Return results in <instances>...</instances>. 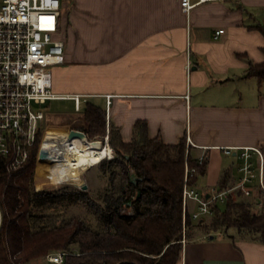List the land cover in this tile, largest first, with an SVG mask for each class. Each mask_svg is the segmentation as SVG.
I'll use <instances>...</instances> for the list:
<instances>
[{
  "label": "crops",
  "instance_id": "obj_1",
  "mask_svg": "<svg viewBox=\"0 0 264 264\" xmlns=\"http://www.w3.org/2000/svg\"><path fill=\"white\" fill-rule=\"evenodd\" d=\"M61 2L66 63L53 69L54 92L82 96L77 113L104 110L107 134L116 128L125 143L138 122L147 123L150 139L167 145L189 135L191 153L209 158L200 191L218 188L224 174L237 184L240 152L224 150L264 147V84L247 77L251 63H264V34L257 29L264 26V0L206 3L189 16L181 0ZM219 30L225 33L214 40ZM84 116L52 121L45 130L60 142L82 131ZM259 177L257 168L255 188ZM179 264H264V238L200 235L183 241Z\"/></svg>",
  "mask_w": 264,
  "mask_h": 264
},
{
  "label": "trees",
  "instance_id": "obj_2",
  "mask_svg": "<svg viewBox=\"0 0 264 264\" xmlns=\"http://www.w3.org/2000/svg\"><path fill=\"white\" fill-rule=\"evenodd\" d=\"M257 29L264 34V26ZM247 77L263 85L264 63H251ZM84 114L85 124L80 129L89 139L107 136L104 110L89 106ZM109 138L116 158L100 165L107 164L111 182L121 178L123 187L113 185L108 189L103 207L84 192L75 194L77 202L95 213L99 231L91 230L79 218L56 225L53 219L43 222L38 217L36 210H53L60 197L35 191L36 150L17 170H11L9 160L0 158V264H47V257L57 252L72 254L64 264H179L183 241L200 235H228L236 230L239 236L251 240L264 238V209L253 212V202L239 200L243 199L241 194L228 197L226 211L216 204L208 223L194 221L191 209L184 212L186 165L196 170L189 181L196 186L206 175L209 162L207 155L201 164L198 158L193 159L185 138L175 145L165 144L160 137L150 139L145 122L135 125L130 143H125L113 127ZM133 172L135 182L131 179ZM126 186L134 196L128 198ZM232 187L230 175L224 174L219 191ZM125 209L130 213L123 212Z\"/></svg>",
  "mask_w": 264,
  "mask_h": 264
},
{
  "label": "built area",
  "instance_id": "obj_3",
  "mask_svg": "<svg viewBox=\"0 0 264 264\" xmlns=\"http://www.w3.org/2000/svg\"><path fill=\"white\" fill-rule=\"evenodd\" d=\"M219 1L225 0H199L197 3L181 0V8L189 16L195 7ZM224 33V30L216 31L213 39L219 40ZM62 35L61 0H0V158L10 161L11 170L25 165L35 150L37 171L49 168L55 158V143L47 141L48 133L44 128L45 113L37 107L52 101H74L77 110L80 109L82 96L61 95L53 89V69L66 63V45ZM187 69L190 71V64ZM107 100L110 105L111 97L108 96ZM69 133L66 135L68 144L71 143ZM109 139L107 135L95 140L87 136L82 140L91 144L98 141L106 147L109 146ZM190 146L194 145L188 135V149ZM234 151L240 152L238 156L244 162L239 168L242 177L225 191L213 188L203 192L191 186L189 181L196 175V170L186 165L183 205L185 213L194 206L196 211L191 212L194 221L202 222L213 216L214 206L225 203L230 195L241 194L248 199L255 195L256 207L264 209L263 151L258 148H232L225 149L224 153L231 156ZM254 155L258 158L256 165ZM204 159V155L199 157L198 163H203ZM257 168L260 177L255 188L253 177ZM68 183L71 182L50 185L59 187ZM69 255L72 254H51L47 257V264H64Z\"/></svg>",
  "mask_w": 264,
  "mask_h": 264
},
{
  "label": "rangeland",
  "instance_id": "obj_4",
  "mask_svg": "<svg viewBox=\"0 0 264 264\" xmlns=\"http://www.w3.org/2000/svg\"><path fill=\"white\" fill-rule=\"evenodd\" d=\"M63 11V9H62ZM64 13V12H63ZM63 38V37H62ZM39 110L44 111L45 115H46V121L44 124V128H48L51 126V122L55 121V120H60L61 118H79L82 117L85 113V107L82 108V112L81 113H77L75 111V103L72 101H52L49 102L47 105L45 106H39L37 107ZM81 125H75V127H80ZM108 135V134H107ZM54 134H49L47 136V141H56L54 140L55 138ZM98 139V138H97ZM95 140V139H94ZM60 143H63L64 141H66V139H63L62 141L59 140ZM106 147H111L112 150V156L113 157H108V159L105 160V162H109L110 160H113L114 158H116V152L115 149L111 143V140L109 139V146ZM105 147V148H106ZM57 151H58V147L55 149L54 148V153L55 156L57 155ZM125 152L122 151L121 154H124ZM215 154V158H213V168H216L218 166V163L220 160H218V156L217 152H214ZM213 155V156H214ZM192 156L195 157L193 159L198 158L196 152H192ZM201 157V156H200ZM113 158V159H112ZM224 158V157H223ZM37 162V161H36ZM54 162V160H53ZM52 162V163H53ZM227 162L226 160L223 162V164L225 165ZM240 165H244L243 161H240L239 163ZM109 168L107 166V164H102V165H97L95 167L92 168H88L84 171H82L81 174V179H82V183H68L65 184L63 186H59V187H54L50 184H45L43 182V176H44V170L39 169L38 171H35V176H34V187H35V191H40V192H47V193H51L52 195H56L59 196L60 198L57 199V201L54 204V209L53 210H46V209H38L36 210V213L38 215V217H42V221L46 222L48 219H53V221L56 222V225H61L64 221L73 219V218H79L81 220H83L86 225L93 231H99V223L97 220V217L95 215V213L90 210L86 204H83L81 202H77V199L75 198V194L76 191H80V192H84L89 199H91L95 204H97L98 206H104V199H105V195L106 193H108V189L111 190L114 186H117V189H120L123 187V182L121 180V178H115V180L113 182H111V172H109ZM38 172V173H37ZM117 172H119V170H117ZM36 174H37V181H36ZM209 179L208 178H201L199 179V183L198 186L200 188H202L201 186L203 184H206L207 181ZM62 183L65 182V180L61 181ZM55 183V182H52ZM37 184V186H36ZM61 184V183H58ZM56 185V184H53ZM40 189L38 190L37 189ZM84 187H87V190H84ZM197 187V186H196ZM126 190H127V196L128 198L134 196V193L131 191V189L129 188V186H126ZM209 191V190H208ZM112 191H110L111 193ZM207 192V191H205ZM63 195H65V198L63 197ZM111 196H113L111 194ZM236 198V195H234ZM69 198V200H68ZM239 200H247L248 202H253L254 206H253V212H258V208L256 207V197L255 195L248 199L243 197L242 198H238ZM219 208L221 209V211H226L227 208V204L226 203H220L219 204ZM194 206L191 207V211L194 210ZM196 211V209L194 210ZM123 212L125 213H130L128 212V210H123ZM132 212V211H131ZM212 217H208L206 218V222H210ZM194 233V232H193ZM230 234H235L237 235V231L236 230H230L229 231ZM191 234V233H190Z\"/></svg>",
  "mask_w": 264,
  "mask_h": 264
},
{
  "label": "bare ground",
  "instance_id": "obj_5",
  "mask_svg": "<svg viewBox=\"0 0 264 264\" xmlns=\"http://www.w3.org/2000/svg\"><path fill=\"white\" fill-rule=\"evenodd\" d=\"M54 143L55 149L58 147V151L54 162L50 163L49 168L44 170L43 182L45 184H58L62 183V180L77 184L82 183V171L101 164L108 157H113L111 147L97 148L98 145L94 146L80 138H74L70 144L66 141Z\"/></svg>",
  "mask_w": 264,
  "mask_h": 264
},
{
  "label": "water",
  "instance_id": "obj_6",
  "mask_svg": "<svg viewBox=\"0 0 264 264\" xmlns=\"http://www.w3.org/2000/svg\"><path fill=\"white\" fill-rule=\"evenodd\" d=\"M86 135L83 133V132H81V131H77V130H72L70 133H69V139L70 140H73L74 138H81V139H86ZM94 146L95 145H98L97 146V148H102L103 146H102V144L100 143V142H98V141H95V142H93L92 143ZM136 175H135V173L133 172L132 174H131V179H132V181L133 182H135L136 181ZM84 190H87V187H84ZM207 198H209V196L207 197Z\"/></svg>",
  "mask_w": 264,
  "mask_h": 264
}]
</instances>
